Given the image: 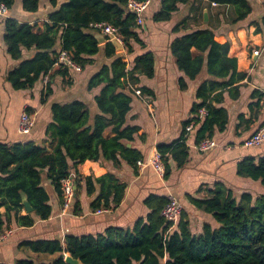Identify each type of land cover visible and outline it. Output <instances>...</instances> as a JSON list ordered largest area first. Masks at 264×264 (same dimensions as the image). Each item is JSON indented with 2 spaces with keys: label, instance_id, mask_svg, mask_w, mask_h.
Wrapping results in <instances>:
<instances>
[{
  "label": "trees",
  "instance_id": "obj_1",
  "mask_svg": "<svg viewBox=\"0 0 264 264\" xmlns=\"http://www.w3.org/2000/svg\"><path fill=\"white\" fill-rule=\"evenodd\" d=\"M142 1V0H135ZM209 5H229L235 11L233 22L244 20L251 12L247 0H207ZM16 0H0V6L13 10ZM128 0H21V9L31 15L43 8L45 13L43 30L36 27L37 21L18 22L12 17L2 18L3 43L11 60L18 65L6 74V81L14 91L30 90L39 80L46 79L40 96L45 104L52 95V84L60 77L71 85L72 72L68 67L56 66L59 52L71 55L80 70L93 65L102 54L108 62L103 63L88 78L86 91L98 90L93 98L95 113L91 115L82 101L50 106L53 123L49 136L53 143L51 153L33 142L8 145L0 143V237L10 225L32 227L36 220H47L52 212L50 198L43 186L48 180L61 201V180L73 175L75 196L85 185L86 194L91 196L95 186L99 192L90 204L92 211H102L110 204L118 206L124 195L125 185L110 173L100 178L82 176L78 167L85 161L100 165L124 161L133 170L141 161L140 153L128 148L138 132L128 123L134 98L150 96L146 87H138L139 77L154 76V56L149 50L134 53L131 43L144 48L137 30L135 15L126 8ZM191 0H160L159 9L152 21H170L179 5ZM178 23L177 32L185 23ZM105 23L118 31L122 41V52H116L106 37L100 44L94 37L97 33L91 26ZM256 33L264 32V18L252 22ZM214 31L202 28L176 37L169 46L176 68L186 78L194 81L205 72L207 78L196 88L191 118L183 123L182 136L169 144H158L164 176L170 174V163L182 168L189 159L186 144V127H196L194 143L212 139L216 131L225 130L228 110L222 106L224 94L231 101L240 97V89L247 74L237 71V60L228 56L229 44L214 40ZM24 51H34L29 59H23ZM128 57V58H127ZM128 59V61H125ZM127 62L129 65H127ZM179 89L186 88V81L179 79ZM152 95V94H151ZM264 94L254 90L247 105L248 116L240 114L238 120H259L264 109ZM204 110V116L200 111ZM25 112L30 116V109ZM253 122V121H251ZM264 122L258 127H262ZM257 129V130H258ZM256 130V131H257ZM108 131L111 137L103 136ZM255 131V132H256ZM236 175L264 187V155L246 157L236 166ZM25 198L32 208L26 215L22 200ZM189 203L205 214L211 222H205L202 231L194 234L186 212L182 211L178 221L168 223L161 211L167 199L150 196L145 205L151 210L146 220L138 219L131 229L108 227L102 234L67 235L65 247L59 240H26L19 249L34 254L56 255L48 263L23 258L14 264H66V255L82 264H264V194L242 193L236 196L232 190L218 183L208 190L203 199L189 197ZM3 209V211H1ZM73 210L80 213L78 202Z\"/></svg>",
  "mask_w": 264,
  "mask_h": 264
},
{
  "label": "crops",
  "instance_id": "obj_2",
  "mask_svg": "<svg viewBox=\"0 0 264 264\" xmlns=\"http://www.w3.org/2000/svg\"><path fill=\"white\" fill-rule=\"evenodd\" d=\"M251 12L244 20L233 22L235 11L229 5H209L207 0H191L187 5H179L170 21L156 23L152 21L153 14L159 9L160 1H152L145 13V22L137 30L143 43L142 48L131 43L134 53L149 50L154 56V76L151 79L139 77L138 87L150 90V96L133 99L131 111L128 115L129 125L136 126L138 132L128 148L137 150L142 161L146 162L158 144H169L178 140L183 134V123L191 118L190 110L194 103V93L197 86L207 78L202 72L194 81L189 80L180 72L170 54L169 46L172 40L191 31L210 28L214 31L215 42L229 44L228 56L237 60V71L247 74V80L240 89L237 101H231L224 94L222 106L228 110V121L225 130L216 131L212 137L216 145L211 150L201 153L194 143L196 127L186 135V144L189 147V159L182 168H176L170 163V174L167 178L156 174L152 168L145 167L133 170L124 161L118 165L85 161L78 167L82 176L100 178L107 173L113 174L119 183L125 185L123 199L118 206L110 204L102 213L92 211L90 204L99 192L89 196L85 185L75 196L74 204L66 212H62L61 201L54 187L44 179L52 208L50 217L45 221L36 220L29 228L10 225L5 231V240L0 242V264H14L23 258H32L35 262L48 263L56 257L43 254H34L29 250L19 249L18 245L26 240H59L65 247L64 238L67 235H98L108 227L131 229L138 219L146 220L151 210L145 205L150 196L164 199L175 198L182 205L188 216L190 230L194 234L202 231L205 222H211L208 214L195 209L189 203V197L203 199L208 190L218 183L233 191L236 196L242 193L252 195L264 194V187L259 182L243 179L236 175V166L246 157L258 158L264 155V144L256 148H245L244 141L253 134L264 122V109L259 120H238L240 114L248 116L247 105L250 94L260 91L264 94V32L256 33L252 22H259L264 18V0H247ZM17 4V5H16ZM43 8L38 14L31 15L21 9V0H16L13 10L7 17L18 22L37 21L36 27L44 29L45 13ZM204 14L206 17H204ZM185 23L177 32L173 28L182 21ZM0 18V143L14 145L16 143L33 142L35 145L52 152L53 143L49 136V126L53 123L50 106L54 103L65 104L71 101H82L92 114L95 113L93 98L98 90L86 91L89 77L103 63L108 62L101 54L93 65L79 72H72L71 85L60 77L52 84V95L45 104L40 103V96L46 79L39 80L34 87L25 91H14L6 81V74L18 65V61L11 60L7 55L3 43V24ZM258 52V54H254ZM34 51H24L23 59H29ZM128 58V57H127ZM128 61V59H125ZM127 65L129 63L127 62ZM130 67V65L128 66ZM186 81V88L179 89V79ZM152 94V95H151ZM264 104V99L262 100ZM30 109L33 127L27 136L18 133L20 114ZM253 121V122H251ZM104 137L109 138L111 133L105 131ZM78 202L80 213L73 210ZM3 211V209H1ZM22 215H26L23 211Z\"/></svg>",
  "mask_w": 264,
  "mask_h": 264
},
{
  "label": "built area",
  "instance_id": "obj_3",
  "mask_svg": "<svg viewBox=\"0 0 264 264\" xmlns=\"http://www.w3.org/2000/svg\"><path fill=\"white\" fill-rule=\"evenodd\" d=\"M152 1L155 0H142V1H135V0H128L127 2V10L135 15L136 18V24L138 26H142L145 22V13L147 12L148 8L150 7V4ZM160 1V0H156ZM212 6H216V3H211ZM8 15V10L5 6H0V18H5ZM91 28L103 35L105 38L107 37H113L119 44L122 45V41L120 37L118 36V31L111 25L100 23V24H93ZM254 54H258V52H254ZM62 65L64 67H68L71 70L75 72L81 71L79 66L75 64L72 59L71 55L68 52L61 51L58 54L56 66ZM135 94L137 96H141L140 92L138 90H135ZM205 111H200V116H204ZM33 127V119L31 116L27 114V112L23 111L20 114L19 117V124H18V133L21 136H27L31 129ZM193 130V124L191 123L188 127H186V132L189 134ZM264 143V124L262 127H260L256 132L251 134L246 141H244L243 146L245 148H256ZM216 145L215 141L213 139H205L203 140L199 145L196 146V149L198 152L205 153L212 148H214ZM157 146L152 151V155L146 162L144 161H138L137 162V168L139 170H142L145 167H150L152 170L158 174L159 176H163L164 174V167L163 163L161 161V156L159 152L156 149ZM61 191H62V212H66L72 204L74 194H75V186H74V180L73 175L66 177L61 180ZM183 210L182 205L179 203L178 200H176L173 197H170L167 201V204L164 206V208L161 211V216L168 222V223H176L181 215V212ZM103 211H97V213H102ZM5 236L7 234H4L0 237V242L5 240Z\"/></svg>",
  "mask_w": 264,
  "mask_h": 264
},
{
  "label": "water",
  "instance_id": "obj_4",
  "mask_svg": "<svg viewBox=\"0 0 264 264\" xmlns=\"http://www.w3.org/2000/svg\"><path fill=\"white\" fill-rule=\"evenodd\" d=\"M204 17H206V15L204 14ZM95 39L100 43L103 44L105 42V37L99 33H96L94 35ZM108 39L111 41L112 45L115 48L116 52H122L123 48L122 45L119 44V42H117L115 39H113V37H108ZM22 204L24 206V211L26 212V214L31 213L32 212V208L29 205V203L27 202V200L25 198H23L22 200ZM64 261L66 264H82L79 260L73 259L71 256L66 255L64 258Z\"/></svg>",
  "mask_w": 264,
  "mask_h": 264
},
{
  "label": "rangeland",
  "instance_id": "obj_5",
  "mask_svg": "<svg viewBox=\"0 0 264 264\" xmlns=\"http://www.w3.org/2000/svg\"><path fill=\"white\" fill-rule=\"evenodd\" d=\"M16 5H17V4H16ZM246 140H247V139H246ZM246 140H245V141H246ZM263 144H264V143H263ZM261 145H262V144H261ZM261 145H260V146H261ZM258 147H259V146H258Z\"/></svg>",
  "mask_w": 264,
  "mask_h": 264
}]
</instances>
